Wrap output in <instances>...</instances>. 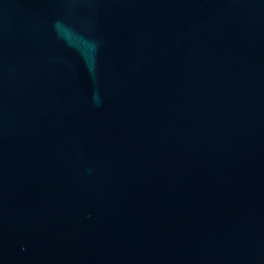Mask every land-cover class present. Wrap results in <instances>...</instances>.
I'll return each mask as SVG.
<instances>
[{"label": "water", "instance_id": "1", "mask_svg": "<svg viewBox=\"0 0 264 264\" xmlns=\"http://www.w3.org/2000/svg\"><path fill=\"white\" fill-rule=\"evenodd\" d=\"M0 264H264V0H0Z\"/></svg>", "mask_w": 264, "mask_h": 264}]
</instances>
